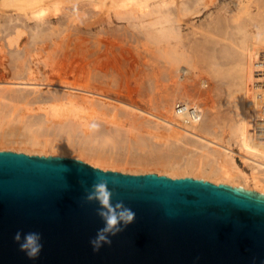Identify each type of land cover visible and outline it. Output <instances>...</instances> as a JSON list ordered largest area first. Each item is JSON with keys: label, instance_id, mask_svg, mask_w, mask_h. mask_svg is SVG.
I'll use <instances>...</instances> for the list:
<instances>
[{"label": "bare ground", "instance_id": "6f19581e", "mask_svg": "<svg viewBox=\"0 0 264 264\" xmlns=\"http://www.w3.org/2000/svg\"><path fill=\"white\" fill-rule=\"evenodd\" d=\"M78 1H0V11L3 10L4 13L2 15L1 11L0 18L4 19L6 30L12 28L13 15L10 14L12 11H6L4 8H15V16L25 26L27 21L34 20V26L27 25L31 30V41L23 44V48H20L22 45L20 39L24 31L19 28L20 26L18 28L13 26V34L8 33L6 39V47H15L16 50L8 54L14 71L13 81L0 80V124L5 119L10 121L16 119L23 124V134L15 125L1 131L0 151L6 150L4 147L6 148L8 138L25 134L23 141L31 146V149L25 147L27 149L24 152L27 154L75 158L93 166H99L100 162L106 163L110 159L118 162L117 158L123 155L126 158L127 154L129 157L132 153L146 149L147 156L144 153V158L140 156L136 160H139L138 163L152 161L159 165V170L155 171L157 174L170 178L181 175L201 178L264 194V14H261L264 11L255 13L253 9L257 7L261 11L264 8V0H88L95 11L87 9L88 12H79L80 8L77 6V14L64 7ZM212 6L215 7L213 11ZM207 9L210 11L207 16L210 19L208 23L204 26L196 25L192 20ZM62 11L65 12L63 16L66 20L62 19V14V18H58L57 13ZM84 13L93 20H89V17L81 19L80 16ZM67 21L78 23L72 27L66 25L64 28ZM116 22L122 25L118 26ZM81 25L87 28L84 37L89 40L83 46H80L82 39L84 41V37H80ZM67 31L69 35L60 37L61 32ZM73 32L74 34L77 32L74 37ZM75 38L78 40H73ZM49 40L50 45L47 44L41 49L36 48ZM67 45L69 49L72 46L76 49L73 52L78 51L83 56L89 54L87 56L89 61L83 62L76 56L74 58L69 56L68 51H65ZM48 50L53 51L52 54L64 52L61 54V62L51 58L54 59L53 64H57L53 69L55 75L51 83H45L46 79L43 76L38 78L36 71L41 62L47 63L42 58L50 57L47 56L51 54ZM84 52L89 53L84 55ZM191 52L207 53L209 57L216 52L217 61L227 66L225 76L228 75L229 80L231 79L229 86L232 89L231 87L230 91L227 89L226 95L236 103H232L234 105L231 107L232 114L227 119L229 120L225 129L227 139L224 132H215L218 128H215V125L221 120L214 122V119L220 117L215 114L216 118L210 117V114L205 115L203 111L207 109V106L204 107L206 103L203 104L204 110L197 104L198 98L201 97L194 101V96V100L190 99V96L195 93L188 96L189 92H186L187 95L180 96L179 90L178 92L175 90L176 93L170 92L183 85L190 70L183 67V63L188 62ZM144 53H150L151 56L148 54L146 56L148 58L145 59V56L141 57ZM5 54L7 56L6 52ZM202 57L198 59H202L204 67L203 58L206 56ZM204 60L206 61V58ZM197 62L201 64V61ZM5 65L4 61L0 62V66ZM145 66L152 68L148 73L152 76L148 75L150 78L149 80L146 78L147 82L144 83L146 73L142 69ZM214 70L218 71V68ZM125 78L133 80L134 90L126 88L125 90L121 87L125 83ZM198 81L200 86L207 88L206 80L200 78ZM148 83L151 86H148ZM170 83L174 86L173 89H167ZM14 85L25 87L15 88ZM42 85L54 87L53 93H42ZM145 85L153 91L151 98L159 99L160 107L164 111L162 114H154L136 103L140 99V94H143L140 93L141 89L144 87L147 89ZM112 88L115 90V96L109 95V89ZM205 94L207 95L206 92ZM19 105L30 112L42 111V114L35 111L36 115L20 114L22 117L16 115L17 113L13 115V110ZM34 105H37L36 108L31 107ZM86 117L87 120L94 118L99 123L85 121ZM92 124L98 127L93 130ZM107 124L112 125L113 129H109ZM160 124L166 127L165 132L159 131L162 127H159ZM88 125L91 131L85 133L82 127L86 126V129ZM133 129L145 130L154 139H164L170 143L158 144L159 142L152 141L153 138L141 135L129 138L126 133ZM235 147L240 152L237 153ZM236 157L247 163L252 170L251 174L239 169ZM147 165L143 164L142 167Z\"/></svg>", "mask_w": 264, "mask_h": 264}, {"label": "water", "instance_id": "95a60500", "mask_svg": "<svg viewBox=\"0 0 264 264\" xmlns=\"http://www.w3.org/2000/svg\"><path fill=\"white\" fill-rule=\"evenodd\" d=\"M101 178L136 213L94 252ZM42 233L38 259L13 237ZM0 264H264V194L191 177L103 171L72 158L0 151Z\"/></svg>", "mask_w": 264, "mask_h": 264}, {"label": "rangeland", "instance_id": "374dc122", "mask_svg": "<svg viewBox=\"0 0 264 264\" xmlns=\"http://www.w3.org/2000/svg\"><path fill=\"white\" fill-rule=\"evenodd\" d=\"M1 1V0H0ZM80 1V0H79ZM78 1V2H79ZM88 0H84V1H80L79 3L78 2H74V3H76V4H74V3H71V4H67V5H65L64 7L65 8H70L69 10L72 12V13H74V14H77V12L79 11V12H85V11H87V9H89V10H92L93 9V7L92 6H90L89 5V2H87ZM87 2V3H86ZM262 2V1H261ZM264 3V2H263ZM80 4V5H79ZM83 4V5H82ZM69 5V6H68ZM75 6V7H74ZM78 6V8H80V9H78V11L76 12V7ZM80 6V7H79ZM72 7V8H71ZM263 7V6H262ZM75 8V9H74ZM81 8H82V10L83 11H81ZM84 8V9H83ZM72 9V10H71ZM254 9V12L256 13H258V12H262V10L264 11V8L263 9H261V11L260 10H258L259 8H257V7H254L253 8ZM4 10H6V11H9V12H11L10 14H12L13 15V21H12V23H11V29H8V30H6V28L4 27L5 25H4V19L3 18H0V62L1 61H4L5 62V67L4 66H0V80H2V81H13L12 80V77H13V69H12V66L10 65L11 64V57H10V55H8L12 50H16V48L15 47H13V48H8V47H6L7 46V43H6V39H7V37H8V33H12V31L14 32V27L13 26H16L17 28H18V26H20L19 28H21V29H23V31H24V33L22 34V37H21V42H22V45H21V47L20 48H23L22 46H23V44H25V43H28V42H30L31 41V30H29L30 29V27H27V25L28 26H34V20H29V21H27L26 22V26L24 25V24H22V22H20L18 19H17V17L15 16L16 15V12H15V8H12V7H8V8H4ZM63 10V9H62ZM75 10V11H74ZM94 10V9H93ZM213 10H215V7L214 6H212V11ZM1 11H2V13H1ZM0 11V13L2 14V15H4V13H3V10H1ZM95 11V10H94ZM88 12V11H87ZM210 11H208V9L207 10H204V12L199 16V17H196L195 19H193L192 21H194V23L196 24V25H206L207 23H208V21L210 20L209 19V17H207L208 16V13H209ZM60 13V14H59ZM64 11H62V12H58L57 14H58V18H60L61 17V14H62V19H65L66 20V17L65 16H63L64 15ZM6 14V13H5ZM7 14H9V13H7ZM85 14V16H83ZM83 15H81L80 16V18L81 19H83V18H87V17H89L88 16V14H86V13H84ZM262 15L264 14L263 12L261 13ZM256 15V14H255ZM73 17H76V16H73ZM56 18V17H55ZM259 18V17H258ZM93 20L91 17H89V20ZM206 20H207V22H206ZM63 21V20H62ZM78 23V22H77ZM77 23L75 22L74 24L75 25H77ZM17 24V25H16ZM73 23H70L69 21H67V24H65L64 25V28H65V26L66 25H68V27H70V25H71V27H72V25H74ZM116 25H118V26H120V25H122L121 23H119V22H116L115 23ZM2 25V26H1ZM22 25V26H21ZM28 28V30H27V28ZM201 27V26H200ZM61 29H63V26L61 27ZM70 29V28H69ZM73 29V28H72ZM81 29H82V36H80V37H84V36H86L85 35V33H87V28L84 26V25H81ZM2 30V31H1ZM62 31V30H61ZM93 31H95V29H93ZM68 32V33H67ZM67 32H61V34H60V37L62 36V38H63V36L65 37L66 35H69V31H67ZM27 33V34H26ZM71 33V32H70ZM13 34V33H12ZM63 34V35H62ZM74 34V32L72 33V35ZM84 34V35H83ZM71 35V36H72ZM77 35V32L72 36V37H74V36H76ZM59 37V40L61 39ZM86 37H84V41H83V39H82V43H81V45L80 46H83V44H85V43H87V41H89L87 38L85 39ZM30 40V41H29ZM73 40H78L77 38H75V39H73ZM6 43V45H5V43ZM73 42V41H72ZM50 43V40L46 43V44H40L38 47H36L37 49L39 48V49H41L42 47H45V46H47V44L48 45H50L49 44ZM73 43H71V45H72ZM93 44V43H92ZM70 45V44H69ZM261 45H263V44H261ZM3 48V49H2ZM15 48V49H14ZM71 49H69V46L67 45V48H65V51H68L67 53H68V55L70 56H73V58L76 56L77 58H79L80 60H82L83 62L84 61H89L88 60V57L87 56H89V54H87V53H89V52H84V55H86V56H83V54H81V53H78V51H76V52H73V51H75L76 49L72 46V47H70ZM74 48V49H73ZM81 48V47H80ZM67 49V50H66ZM69 49V50H68ZM6 50V51H5ZM71 50V51H70ZM3 51H5L6 53H7V56H9V57H7L6 56V54H5V52H3ZM51 54H52V52H51V50H48ZM48 52V53H49ZM2 53V54H1ZM64 54V52H62V51H59L58 53H53L52 55L51 54H47V56L48 55H50V57H46V56H44V58H42V59H45L46 61H47V63H45V62H41V64H39L38 65V67H37V77L38 78H42V76H43V78L44 79H46V81H45V83H51V79H53V76L55 75L54 73H53V69L54 68H56L57 67V64H53V61H54V59L52 60L51 58H55V59H57L59 62H61L60 61V59L62 58V56H61V54ZM74 53V54H73ZM77 53V54H76ZM192 53V52H191ZM195 54H191V56H190V53L188 54L189 56V59H188V62L186 63H183V67H186V68H189L190 70H188V75L185 77V80L183 81V85L181 84V85H179L178 87H177V89H173V87L174 86H172V83H170V85H171V87H170V85H169V87L167 88V89H169V88H172L173 90L172 91H170V92H173V91H175V90H177V92H178V90H179V92L180 93H183V94H178V95H180V96H183V95H187L188 93H186V92H189V95L188 96H190V94L192 95V94H194V95H192V96H190L189 98L190 99H193V96H194V101H197V98L198 97H201V98H198V101H197V104H199L200 105V107L204 110V108H203V104H205V106L204 107H206L207 109H205V111H203L204 112V114L206 115V114H210V117H220L219 119L217 118V119H214V122H218V121H220V123H219V125H218V123H216V125H215V128H217V129H215L216 131L215 132H219V133H222V132H224V136H225V138L227 139L228 137L226 136L227 135V132H226V130L225 129H227V124L229 123L228 121L229 120H227L228 118H229V116L232 114L231 113V111H232V109H231V107L233 108V104H236V103H233L230 99H228L227 98V95H226V93L228 92V90L230 91L231 89H232V87L231 86H229V81L231 80H229V77H227L228 75H226L225 76V74H226V68H227V66L225 65V67H224V65H223V63H220V61H219V64H218V61H217V58L215 57V56H218V54L215 52L214 54H213V56H208V54L206 55V54H203V52L201 53V52H194ZM205 53V52H204ZM58 54H59V56H58ZM62 54V55H63ZM73 54V55H72ZM80 54V55H79ZM150 56H151V54L150 53H148ZM148 54H146V53H144V54H142V56L141 57H144L145 56V59L146 58H148V57H146ZM67 55V56H68ZM81 56V57H80ZM194 56V57H193ZM195 56H198V58L201 56H203V57H205L206 58V61L204 60L205 58H203V61H204V67H202V59H198L197 57L195 58ZM46 57V58H45ZM208 57H209V59L211 60H209L208 59ZM211 57H213V59H211ZM214 57H215V59H214ZM8 58H9V61H8ZM81 58H83V59H81ZM49 60H51L50 61V63H49ZM195 60H197V61H201L200 63L201 64H198L199 62H197V61H195ZM191 61V62H190ZM193 61H195V62H197L196 63V65H195V62H193ZM212 61H214V62H212ZM215 61H217V62H215ZM7 62V63H6ZM210 62H212L211 64H210ZM49 63V64H48ZM192 63V64H191ZM207 63V64H206ZM36 64V63H35ZM47 64V65H46ZM185 64V65H184ZM187 64V65H186ZM188 64H189V66H188ZM191 64V65H190ZM194 65H195V67H194ZM201 65V66H200ZM206 65H208L207 66V68H205L206 67ZM214 65V66H213ZM194 67V69H193V67ZM198 68H197V67ZM211 66V67H210ZM86 68H88V65H86L85 66ZM201 69H200V68ZM213 67V68H212ZM35 68H36V66H35ZM149 68V69H148ZM150 68L151 67H146L145 66V68H143L142 70L144 71V73H146L145 75H144V77H145V79L147 78H150L152 75H151V73L150 74H148L149 72H151L152 71V68H151V70H150ZM195 68H196V70H195ZM210 68V69H209ZM212 68V69H211ZM218 68V71L217 70H214V69H217ZM145 69V70H144ZM147 69V70H146ZM197 69L199 70V71H197ZM203 69V70H202ZM204 69H206L205 71L206 72H204ZM40 70V71H39ZM212 70H214V72L212 71ZM10 71H11V73H10ZM200 71H202L201 73H200ZM197 72V73H196ZM199 72V73H198ZM209 72H211V73H209ZM222 72V73H221ZM234 72V71H233ZM216 75H215V74ZM217 73H219L218 74V76H217ZM203 74V75H202ZM214 74V75H213ZM148 75H150V77L148 76ZM193 75V76H192ZM199 75V76H198ZM210 75H213V76H210ZM10 76V77H9ZM189 76V77H188ZM221 76V77H220ZM224 76V77H223ZM52 77V78H51ZM143 77V78H144ZM211 77V78H210ZM188 78V79H187ZM195 78H196V80H195ZM200 78L201 79H204V80H206L208 83H206V86H207V88L206 87H202V86H200L199 84H200V81H198V80H200ZM222 78V79H221ZM226 78V79H225ZM228 78V79H227ZM11 79V80H10ZM65 79H67V78H65ZM128 79V78H127ZM126 78H125V83H127V84H125L124 82V84H122V86L121 87H123V89H128V90H130V89H132V90H134L135 89V86H134V82H133V80L132 79H129V80H127ZM147 79H146V81L143 79V82L145 83V82H147ZM149 80V79H148ZM212 80V81H211ZM215 80V81H214ZM217 80V81H216ZM219 80V81H218ZM185 81H187V82H185ZM190 81V82H189ZM196 81V82H195ZM14 82H16L15 80H14ZM192 82V83H191ZM119 83V82H118ZM187 83V84H186ZM188 83H190V84H188ZM222 83V84H221ZM227 83V84H226ZM150 83H148V86H151V85H149ZM214 84V85H213ZM223 84H225V85H223ZM121 85V84H120ZM124 85H126V86H124ZM129 85V86H128ZM131 85V86H130ZM146 86V90H145V87H144V89H141L142 91L140 92V93H145V94H147V93H149V94H147V96L144 94H140V99L142 100H137L136 101V103L138 104V106H140V107H142V108H144V109H146V110H149V111H152L154 114H162V112H164V111H162V109H161V107H160V101H159V99L158 98H156V99H154V98H151L153 95V91H151V90H149V88H148V86L147 85H145ZM182 86V87H181ZM208 86H210V87H208ZM223 86V87H222ZM225 86H227V87H225ZM13 87H15V88H23V87H25V85H14ZM182 89H181V88ZM184 87H186V88H184ZM188 87V88H187ZM190 87H192V88H190ZM196 87V88H195ZM202 87V88H201ZM230 87H231V89H230ZM134 88V89H133ZM176 88V87H175ZM179 88V89H178ZM190 88V89H189ZM53 89H54V87H52V86H46V85H42L41 86V91H42V93H45V94H50L51 92L53 93ZM125 89V90H126ZM194 89V90H193ZM207 89V90H206ZM224 89V90H223ZM226 89V90H225ZM228 89V90H227ZM127 90V91H128ZM185 90V91H184ZM206 90V91H205ZM44 91V92H43ZM46 91H47V93H46ZM182 91V92H181ZM200 91V92H199ZM202 91V92H201ZM210 91V92H209ZM214 91V92H213ZM205 92L207 93V95L205 94ZM174 93H176V91L174 92ZM198 93V94H197ZM221 93V94H220ZM211 94V95H210ZM213 94V95H212ZM109 95H111V96H115V90L112 88V89H109ZM148 95H151L150 97H148ZM195 95H196V97H195ZM220 95V96H219ZM225 95V96H224ZM147 98H146V97ZM205 96V97H204ZM203 97V98H202ZM208 97V98H207ZM224 97V98H223ZM144 100H143V99ZM205 98V99H204ZM226 98L228 99V100H226ZM150 99H151V101H154V102H151L150 101ZM202 99H204V100H202ZM220 99V100H219ZM146 100H149V101H147L146 102ZM218 100V102H216ZM223 100V101H222ZM226 100V101H225ZM139 101V102H138ZM156 101V102H155ZM159 101V102H158ZM221 101V102H220ZM231 101V102H230ZM145 102V103H144ZM202 102H204V103H202ZM215 103V104H214ZM226 103V104H225ZM233 103V104H232ZM136 104V105H137ZM141 104V105H140ZM217 104L219 105V106H217ZM224 104V105H223ZM228 104V105H227ZM147 105V106H146ZM148 105L149 106H151V107H148ZM155 105V106H154ZM156 105H157V107H156ZM216 105V106H215ZM226 105V106H225ZM36 106L37 105H34V106H31V107H34V108H36ZM223 106V107H222ZM23 106H21V105H19V106H17V108H15L14 110H13V112H12V114L13 115H15L16 113V115H19L20 116V114L22 115V116H27V115H36L38 112L40 113V114H42V111H36V110H34V111H32V112H30V111H27V110H25V109H23L22 108ZM212 107V108H211ZM225 107V108H224ZM211 110V111H207V110H209V109ZM216 108V109H215ZM153 109V110H152ZM216 111H215V110ZM19 112H18V111ZM25 111V112H24ZM37 112V113H34V112ZM26 112H29L28 114L26 113ZM212 112V113H211ZM214 112V113H213ZM24 113V114H23ZM40 114H38V115H40ZM217 115V116H215V115ZM220 114V115H219ZM22 116H20V117H22ZM14 117V116H13ZM17 117V116H16ZM18 119H19V117H17ZM223 120H222V119ZM12 119V118H11ZM93 119V120H92ZM13 120V119H12ZM10 121V119H5L4 120V122L3 123H1L0 124V133H2L4 130H7L9 127H11V126H16L17 128H18V130L20 131V133H22L23 134V131H22V127H23V124L21 123V122H19L18 120H16L15 119V121ZM87 120V117L85 118V121ZM88 120H89V118H88ZM87 120V121H88ZM217 120V121H216ZM17 121V122H16ZM84 121V122H85ZM89 121H91V122H93V123H99V121H96V119H94V118H91V120H89ZM82 122V121H81ZM223 124H222V123ZM7 127H6V126ZM108 126L110 125V124H107ZM106 125V127H108ZM220 125H222V127L220 126ZM160 126H162V127H160ZM219 126L222 128H220L219 129ZM86 127V126H85ZM85 127L83 126L82 127V129H83V131H85V133H89L90 131H91V128L89 127V125L87 126V128L85 129ZM89 127V128H88ZM112 127V128H111ZM159 131H162V132H165L166 131V127L164 126V125H162V124H160L159 125ZM4 128V129H3ZM88 129V130H87ZM109 129H113V126L111 125V126H109ZM161 129V130H160ZM219 129V130H218ZM221 130H223V131H221ZM2 131V132H1ZM136 132V133H135ZM144 133V134H143ZM226 133V134H225ZM126 134H128V136H129V138L131 137V138H134V136L135 137H137L138 135H141V136H143V137H148V138H153L149 133H147V132H145V130H131L130 132L128 131ZM131 134V135H130ZM143 134V135H142ZM26 135V134H25ZM25 135H23V136H17V137H13V138H8L7 140H8V142L6 141V148L4 147V149H6L5 151H12V152H16V153H24V154H27V153H25L24 151H26V149L29 147V149H31V146H29L28 144H27V142L25 143V141H23V138H24V136ZM134 135V136H133ZM12 140V141H11ZM160 140V141H159ZM15 141V142H14ZM23 141V143H21L20 144V142H22ZM153 142L155 141H157L156 143H158V144H164V145H166L165 143H170V141H166V140H164V139H154L153 138V140H152ZM14 142V143H13ZM11 143V144H10ZM167 143V144H168ZM182 144V143H181ZM25 147H27V148H25ZM10 149V150H8V149ZM37 148V147H36ZM14 149V150H13ZM18 149V150H17ZM20 149V150H19ZM16 150V151H15ZM23 150V151H22ZM145 150V151H144ZM20 151V152H19ZM143 153H142V152ZM147 150L146 149H142V150H139V152L138 153H130L129 155V157H128V154L126 155V158H125V155H123L122 157H119V158H117V160H118V162H115L113 159H110V160H107L106 161V163H105V161H103V162H100V164H99V166H101L102 168H104V169H102V168H100L99 166H93V165H91L90 163H87V162H85V163H87V164H89V165H91V166H93L94 168H98V169H101V170H103V171H113V172H120V173H123V174H129V175H145V174H143V173H147V174H151V173H155V174H157L155 171H158L159 170V165H156V164H154L152 161H150V162H148V163H144V162H139L138 163V161L139 160H136V159H138L140 156H143V158H144V153L146 152ZM235 151L238 153V152H240L239 151V149L237 148V147H235ZM141 153H142V155H141ZM147 153V152H146ZM145 153V156H147V154ZM27 155H39V154H27ZM136 155V156H135ZM137 155H139V156H137ZM39 156H41V155H39ZM48 156V155H47ZM55 156H58V155H55ZM61 157H63V156H61ZM132 157V158H131ZM134 157V158H133ZM72 159H75V158H72ZM125 159V160H124ZM126 159H127V161H126ZM130 159H134V160H130ZM76 160H79V159H76ZM123 160V161H122ZM129 160V161H128ZM236 160H237V164H238V166L240 167L239 169H242L245 173H247V174H251V172H252V170L250 169V167H248V165H247V163H245L243 160H241V158L240 157H236ZM81 161H83V160H81ZM115 163H114V162ZM84 162V161H83ZM125 162V163H124ZM135 162V163H134ZM118 163V164H117ZM122 163V164H121ZM124 163V164H123ZM107 164H109V165H107ZM112 164V165H111ZM115 164V165H114ZM137 164H138V166H137ZM140 164H144V166H146L147 164V167H142V165H140ZM118 165V166H117ZM149 166V167H148ZM133 168H135V169H133ZM155 168H157L156 170H155ZM158 175H160V176H166V175H162V174H158ZM167 177H169V176H167ZM186 177H190V176H184L183 177V175H181V176H177V178H173V179H178V178H186ZM191 178H193V177H191ZM195 179H198V178H195ZM199 179H201V178H199ZM206 181H209V180H206ZM209 182H211V181H209ZM212 183H214V184H221V183H219V182H212Z\"/></svg>", "mask_w": 264, "mask_h": 264}, {"label": "clouds", "instance_id": "9594fccd", "mask_svg": "<svg viewBox=\"0 0 264 264\" xmlns=\"http://www.w3.org/2000/svg\"><path fill=\"white\" fill-rule=\"evenodd\" d=\"M98 127L92 124L94 130ZM116 193L110 190L109 181L101 178L99 182L93 183L91 189L85 190V201L97 203V216L101 219L103 226L98 228L96 235L89 240L94 252H99L104 245L111 246L112 239L135 222L136 213L123 202H114ZM19 245V250L32 260L38 259L43 250V236L38 231H17L13 237Z\"/></svg>", "mask_w": 264, "mask_h": 264}]
</instances>
